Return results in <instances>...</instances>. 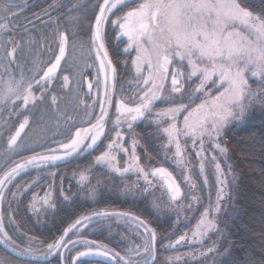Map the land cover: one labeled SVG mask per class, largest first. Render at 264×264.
<instances>
[{"label": "snow or ice", "instance_id": "1", "mask_svg": "<svg viewBox=\"0 0 264 264\" xmlns=\"http://www.w3.org/2000/svg\"><path fill=\"white\" fill-rule=\"evenodd\" d=\"M257 3L261 7L259 12L254 11ZM97 7L92 41L99 70L104 74V99L100 103V115L95 117V123L89 128H78L69 143L60 144V148L64 150L62 155L50 150L51 154L33 155L4 171L0 176V208L6 199L5 192L15 198L22 190L24 186L16 185L17 192H10L8 185L29 166L53 164L82 150L92 149L105 134L107 108L112 105V94L115 93L117 81V66L113 63L104 39L108 24L119 30L117 39L123 45L122 52L135 53L130 62L134 67V79L139 91L131 104L126 103L123 98L119 100L116 108L118 115L112 129L115 138H110L108 150L96 157L97 164H103L121 175L135 171L148 185L152 183L150 176L160 179L170 192V200L178 203L184 193L172 172L165 167L145 170L140 157L136 155L138 141L133 137L130 148L125 147L123 132L117 130L119 126L123 123L131 130L136 121L148 119L166 138L165 148L174 149V163L186 168L189 144L198 149L195 155L201 161L207 159L206 145L218 150L220 154H226L227 148L221 144L225 129L233 121L243 120L254 104L264 107V0H255V3L254 0H102ZM15 15L16 7L12 0H0V104L11 103L20 109L17 113L20 115L30 104L35 106L37 101L43 103L46 96L50 97L53 105L56 104L57 97L52 94L55 92L53 84L65 57L69 38L67 33L59 34L58 55H54L46 70L34 72L31 78H26L21 72L20 78L16 79L12 66L16 64L21 44L12 35L13 28L10 27L11 17ZM128 62L124 61L125 64ZM97 79L99 80V76ZM250 80L258 83L259 87L253 89ZM189 81L198 83L186 90L185 85ZM68 84V76H63L62 87H67ZM87 86L91 90L92 82ZM34 88L40 92L39 96L33 91ZM76 99L79 100L78 97ZM16 101L21 104L16 105ZM157 102H164L167 106L160 108ZM67 119L71 120V116H67ZM28 125V116L24 115L18 129L7 139L11 151L22 146L17 142ZM119 152L129 154L126 167H120L117 159ZM211 160L217 174L216 183L220 185L215 203L209 198V204L202 207L200 218L191 234L184 233L175 239L169 237L168 243L162 245L165 251L178 250L181 245L188 246L189 241L192 244L203 243L210 232L219 230L214 216L219 213L220 202L224 199L226 178L215 155H212ZM199 172H204L203 163L199 165ZM80 179L86 181L87 177L81 173ZM186 179L190 181L191 177ZM204 182L207 183V177ZM190 186L193 189L196 187L194 183ZM49 196L46 193L40 200L34 198L33 209L37 210V203L41 207L48 204ZM191 200L192 203L187 205L189 211L199 203V198L195 195ZM95 215L128 218V214L124 213L99 212ZM8 219L9 222L14 221L11 216ZM91 219L90 216L81 217L62 236L46 245L43 241H35V238L29 237V246L22 248L5 230L4 215L0 211V242L21 256L35 255L40 246L47 249L42 255H52L61 249L66 250L68 244L78 243L66 239L68 233L85 221L90 223ZM131 219L147 233L142 245L143 252L155 264H177L183 259L176 255L157 261L155 230L139 217ZM79 243L87 247L76 252L71 264L89 256L104 257L113 264H120V261H124V264H139L130 257H121L119 252L103 243L86 239ZM214 250L208 248L199 255L203 256ZM132 251L137 256L141 255L139 249L129 250ZM194 255L192 252L187 253L189 259ZM0 264H10V261L5 257L0 259Z\"/></svg>", "mask_w": 264, "mask_h": 264}, {"label": "trees", "instance_id": "2", "mask_svg": "<svg viewBox=\"0 0 264 264\" xmlns=\"http://www.w3.org/2000/svg\"><path fill=\"white\" fill-rule=\"evenodd\" d=\"M101 2L102 0H30L28 8L16 13L11 20L12 35L21 44L12 71L14 68L28 69L40 64L37 70L40 72L48 60H45L46 57L35 60V54L43 45V55H46L56 35L61 32L68 34L71 47L84 40L89 47L90 32L98 13L97 5ZM105 43L113 63L117 66L119 80L120 76L127 74L131 65L129 62L124 63L125 59L121 55L123 45L115 40L114 35L105 36ZM85 62L82 58L80 69L88 64ZM63 63L64 60L60 69ZM33 71L37 72L34 69ZM34 72L23 74L26 78H31ZM15 77L20 78V74ZM121 82L118 81L117 90H120L121 98L130 103L127 102L130 101L129 95L125 94L127 88H121ZM79 87L82 102H75L71 106L68 112L71 120H62L56 130L44 133L35 132L37 129L46 128V124L38 119L57 111L49 102V96L44 100L47 102H37L35 107L29 106L20 115L17 114L20 109L10 103L0 105V176L15 163H22L28 157L66 143L78 128L88 127L95 122L98 103L90 107L92 102L85 97V85L82 80ZM35 94H39L37 89ZM33 109L35 114H32ZM24 115L30 120L17 142L22 146L16 151H11L7 139L18 129ZM141 124H137L135 128L140 130ZM148 131L149 129L143 131L139 136L141 150L138 156L141 165L149 170L156 167L171 170V164L162 149V141H156L157 138L148 135ZM225 140L231 152L229 156L238 166L239 182L236 183L233 196L223 205L224 214L219 218V240L215 244V250L206 260L190 264H264V255L254 246L257 239L264 241V113L255 114L245 122L232 126L226 133ZM100 153L97 147L91 152L77 154L53 164L29 166L8 185L10 192H17L16 185L24 186L22 190L15 198L5 192L6 199L0 208L4 215L5 230L22 248L29 246V237L35 238V241H43L46 245L62 236L65 230L81 217L90 216V223L85 221L77 225L66 237L78 243L68 244L66 250L61 249L60 252L48 256L41 254L47 251L44 246H40L35 255L21 256L0 243V259L7 257L10 264H71L76 252L85 248L79 241L86 239L103 243L119 252L121 257H130L139 264H155L151 257L143 252L142 245L147 233L131 217H139L155 230L157 261L172 254L170 250L165 251L162 245L168 243L169 237L178 238L188 229L185 219L179 220L175 211L190 217L193 208L191 211L185 208L181 212L179 206L185 207V202L169 201L168 189L163 190L162 198L158 199H154L150 192L142 193L140 189H135L132 185L133 177H119L95 165L94 159ZM81 173L87 175L83 186L78 183ZM193 180L200 185L201 182L196 176H193ZM46 193L51 194L54 207H42L40 213L34 214L31 207L34 198L44 197ZM204 203L203 200L200 202L199 213ZM255 203H258V206H255ZM99 212L124 213L128 214V218L119 215L96 216L95 213ZM9 216L14 218L13 222H9ZM135 249H139L141 255L137 256L135 251L129 252ZM76 264L111 263L99 259H83L76 261ZM120 264H124V261H120Z\"/></svg>", "mask_w": 264, "mask_h": 264}, {"label": "rangeland", "instance_id": "3", "mask_svg": "<svg viewBox=\"0 0 264 264\" xmlns=\"http://www.w3.org/2000/svg\"><path fill=\"white\" fill-rule=\"evenodd\" d=\"M29 1L30 0H12V3L16 7V13H20V12L24 11L25 9H27L28 5H29L28 4ZM254 3H255V0H254ZM260 10H261V7L257 3L256 11L259 12ZM15 16L11 17V20ZM110 19H112V17H110ZM118 31L119 30L117 28H115L112 24H108L105 27L104 39H105V36H107L109 34L110 36L114 35L116 41H120L117 39ZM92 36H93V34H92V30H91L90 38H89V47H87L86 42H85L86 40H84V39H83L84 41H81V42L79 41V43L75 47H71L69 42H68V46H67L66 52H65V57L63 59L64 60L63 66L60 69V72L58 71L59 73L58 72H57L58 74L56 73V80H55V83L53 84V87L55 88V92H53V93L57 97V102H56V104H54V107H55L54 109H56L57 111L53 112L48 117H40L38 120L43 121L46 124V128L45 129H42V128L37 129L35 132L40 133V131H41V133H44V132L49 131V130H53V129L56 130L57 126L59 125V122L67 119V116L69 115L68 112H69L71 106L75 102L81 101L80 97L82 96V93H81V88L79 87L81 80L85 85V89H84L85 97L87 96V99H89V102H92L89 106L91 107L92 105H96L98 103V112H97L96 117L100 115V103L104 99V95H103V93H104V89H103V76H104V74L102 71L99 70V61L96 59L95 49H94V45H93V41H92ZM59 39H60V35L57 34L55 40L52 43L51 49L49 50V52L46 55H43V53H44V49H43L44 46L43 45H41V49L35 54V60H38L39 58L41 60L42 57L43 58L46 57L45 60H48L45 65L43 64V66L40 69V72H42L43 70H46V67L53 61L54 55H58ZM84 50L86 51V53ZM121 55H123L125 61L126 60L129 61L130 65H131V69L127 72V74L126 75L123 74V76H120V79H119L120 82L122 81L121 82V88H124V87L127 88V90L125 91V94L129 95L130 101H127V102H130L129 104H131L132 101L135 99V95L139 91V89L137 88L135 79H134V77H135L134 67L130 62L134 58L135 53L133 52L131 54H124L122 52ZM82 58H84V60L86 61L85 63H88V64H86V66L84 68L80 69L79 65H80V62H82ZM35 67H36V69H35ZM35 67L28 68V69L14 68V71H12V72L16 76L19 75L21 72H24V74L27 75L29 72H34L33 69L35 71L39 70L40 64L37 66L35 65ZM63 76H68V78H69V84L67 87H62V77ZM98 76H99V80L97 79ZM16 79H19V78L17 77ZM119 80H118V76H117L116 90H115V93L112 94V105L107 108L108 117L106 118V122H105V134L103 136H101L100 140H98L97 144L92 149H85V150H82L80 153H77V154H85V153L91 152L95 148L99 147V151H101V153L99 155H101L104 151L108 150L107 145L111 142L110 138H112V139L115 138V132L112 130L113 129V123L116 119V116L118 115V113L116 112V108L118 107L119 100L122 99L120 90H117V83ZM89 82H92V84H93V87L91 90H89L88 86H87ZM196 83H198V81H194V82L189 81L185 85L186 90L195 87ZM249 83L252 85L253 89H256L259 87L258 83L254 82L253 80H250ZM35 89L36 88L33 89L34 92H35ZM62 93H63V96H62ZM58 94H60V96ZM39 95H40V92L37 96H39ZM77 97L79 98L80 101H78L76 99ZM93 101H96V103H93ZM37 102H40V101H37ZM44 102H47V101H44ZM49 102H51V99ZM16 103L21 104L20 101H16ZM157 104H158V107H160V108L167 106L166 103H164V102H157ZM10 105H11V103H10ZM29 106L35 107L31 104ZM263 113H264V107H261L259 104H254L249 109L248 113L246 114V116L243 120L233 121L225 129L223 139L221 141L222 146H224L226 148L228 147L226 144L225 136H226V133L228 132V130L232 126H235V125H238L240 123L245 122L248 118L252 117L255 114L260 115ZM32 114H35V109L32 110ZM76 114L74 115V117L76 116ZM28 119L30 120L29 117H28ZM32 120H33V118H32ZM139 123L140 124L142 123L141 124L142 128H140V130L135 128V126ZM89 127L90 126L84 127V128H89ZM148 129H149L148 135L155 136V138H157V139H155L156 141H158V140L162 141V149L164 151V155L167 156V160L171 164V170H169V171L172 172V174H173V176H175L177 182L180 183L181 190L184 193V195L179 200V202L180 201H183V203L185 202V207L179 206L181 212H183V210L185 208H187V205L189 203H192L191 197L193 195H195L199 198V203L196 204L195 207H193V212L190 213V217H187L185 214H183V215L178 214V210L175 211L176 215H178L179 220L183 221L185 219V224L188 227V229H186L182 234L189 233V235H190L191 232L195 229L196 222H198V220L200 218V213L198 211L200 209L199 206H200V202L202 203V200L205 202L204 207L208 206L209 198L211 199L213 204L215 203L216 193H217V190L220 187V185L216 183L217 174L215 173V168H214V164L211 160V157H212V155L216 156L218 162L220 163V165H221V167L225 173V178H226V187H225L224 199L221 200V202H220L219 213L215 214V216H214L216 222L219 225V218L222 217V214H224L223 213V205L229 198H231L233 196V192L235 191V188H236V183L239 182L238 166H237L236 162L234 161V159L230 158L229 155H231V152L229 151V149L227 148L226 154H220L218 150L213 149L210 145H206L205 146V155H206L207 159H204L203 161H201V158L199 156L195 155V153H196V151H198V149L192 148L189 144V146L187 148V152H186L187 167L181 168V167H178L173 161L174 149H166L165 148V144L167 143L166 138L163 137V135L157 130L156 125L150 123V121L148 119L136 121L133 124V128L131 130H128L126 125L122 123L119 126V129H117V130H120L123 132V135H124L123 143H124L125 147L130 148L131 141H132L133 137L138 141L137 147H136V155H138V153L141 150V142L139 140V138H140L139 136L141 135V133L143 131L145 132ZM75 132H74L72 138H74ZM70 140L67 141L66 143H69ZM86 143H87V141H86ZM50 150H55L56 154H60V155H62L63 151H64L63 149L60 148V145H59V146H56L55 148L49 149L47 152L41 153V154H44V155L51 154ZM77 154H73L72 156L77 155ZM68 158H70V157H67L65 159H68ZM128 158H129V154H126L123 152H119L117 154V159L120 162V167H126L127 166L126 162H127ZM95 161H96V158L94 159V162ZM201 163L204 164V172L203 173L199 172V165ZM95 165H97L101 168H104L108 171H111L113 174H115L116 176H119V177H129V176L133 177L132 185L134 186V188L140 189L142 191V193H148V192L152 193V197H154V199L162 198L163 190H167L166 184H164L160 179L153 178L150 176L149 180H151L152 183H151V185H148L145 183L143 177L140 175H137V173L135 171H130L128 173L121 175L120 173H116V172L110 170L108 167H106L103 164H97L95 162ZM145 170L151 171V170L146 169V168H145ZM85 176L87 177V175H85ZM189 176L191 177L190 181L186 179ZM193 176H196L198 178V180L201 182L200 183V185L202 184L201 187H200V185H198L193 180ZM205 177H207V183L204 182ZM86 181H81V179L79 178L78 183L83 186L86 183ZM192 183H194L196 185L195 189L191 188L190 185ZM201 188H202V190H201ZM203 195L205 198L203 197ZM167 197H168V200L171 201L170 200V192L167 195ZM42 198L43 197H41V198L35 197V200H40ZM33 202H34V200H33ZM172 203H174V202H172ZM255 206H258V203H255ZM52 207H53L52 206V196L50 194L49 202H48V204H45L43 206V208L51 209ZM36 208H37V210H34L32 207V212L37 215L38 213H40L42 207L37 203ZM192 222H193V224L191 225L190 223H192ZM218 233H219V230L214 231V232H210L208 234V236L204 239L203 243L197 242L195 244H192V242L189 241L188 246L181 245L178 250L169 249L170 251H172V254H170L169 256H176V255L182 256L183 259L178 261L177 264H185V261L187 262V264H190V263L196 262L198 260H201V261L206 260V258L209 256V254L211 252H208L206 255H203V256L199 255V253L202 251L206 252L208 248H214V249L216 248L215 244L219 240L218 239ZM0 243L3 246L7 247L9 250H11V248L6 246L4 243H2V242H0ZM84 246H85V248L87 247L86 245H84ZM254 246H255V248H257L258 252L261 255H264V241L261 242L257 239L256 242L254 243ZM85 248L82 250H85ZM189 252H192L195 254L194 257L191 259H189L187 257V253H189ZM16 253H18V252H16ZM83 259H99V260L113 264L112 261L106 260L104 257H100V256H89V257L81 258V260H83Z\"/></svg>", "mask_w": 264, "mask_h": 264}, {"label": "water", "instance_id": "4", "mask_svg": "<svg viewBox=\"0 0 264 264\" xmlns=\"http://www.w3.org/2000/svg\"><path fill=\"white\" fill-rule=\"evenodd\" d=\"M98 14V13H97ZM93 32H94V24H93V28H92V34H93ZM63 61V60H62ZM62 61H61V63H62ZM61 66V65H60ZM60 69V68H59ZM59 69L57 70V72L59 71Z\"/></svg>", "mask_w": 264, "mask_h": 264}]
</instances>
